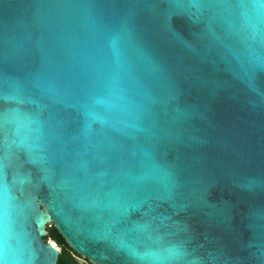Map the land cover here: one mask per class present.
<instances>
[{
    "label": "water",
    "instance_id": "95a60500",
    "mask_svg": "<svg viewBox=\"0 0 264 264\" xmlns=\"http://www.w3.org/2000/svg\"><path fill=\"white\" fill-rule=\"evenodd\" d=\"M49 223L91 264H264V0H0V264H56Z\"/></svg>",
    "mask_w": 264,
    "mask_h": 264
},
{
    "label": "trees",
    "instance_id": "16d2710c",
    "mask_svg": "<svg viewBox=\"0 0 264 264\" xmlns=\"http://www.w3.org/2000/svg\"><path fill=\"white\" fill-rule=\"evenodd\" d=\"M43 239L52 240L59 245L60 250L57 255L56 264H78L75 257H79V255L68 245L53 224L46 226V234L43 236ZM83 259L86 261L85 258ZM87 263L90 264L89 262Z\"/></svg>",
    "mask_w": 264,
    "mask_h": 264
},
{
    "label": "rangeland",
    "instance_id": "374dc122",
    "mask_svg": "<svg viewBox=\"0 0 264 264\" xmlns=\"http://www.w3.org/2000/svg\"><path fill=\"white\" fill-rule=\"evenodd\" d=\"M50 224V223H49ZM49 240V239H48ZM51 242H54V241H52V240H50ZM54 244L57 246V248L60 250V247H59V245H57L55 242H54ZM75 260L77 261V263L78 264H88L87 262V260L85 261L82 257H75ZM91 264V263H90Z\"/></svg>",
    "mask_w": 264,
    "mask_h": 264
},
{
    "label": "bare ground",
    "instance_id": "6f19581e",
    "mask_svg": "<svg viewBox=\"0 0 264 264\" xmlns=\"http://www.w3.org/2000/svg\"><path fill=\"white\" fill-rule=\"evenodd\" d=\"M50 244L54 245V243H53V242H51V241H50Z\"/></svg>",
    "mask_w": 264,
    "mask_h": 264
}]
</instances>
